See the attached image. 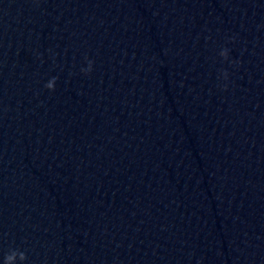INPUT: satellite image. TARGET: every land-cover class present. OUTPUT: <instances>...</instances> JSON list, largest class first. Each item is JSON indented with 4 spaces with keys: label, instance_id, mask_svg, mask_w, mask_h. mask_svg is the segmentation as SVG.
<instances>
[{
    "label": "water",
    "instance_id": "water-1",
    "mask_svg": "<svg viewBox=\"0 0 264 264\" xmlns=\"http://www.w3.org/2000/svg\"><path fill=\"white\" fill-rule=\"evenodd\" d=\"M14 254L264 264V0H0Z\"/></svg>",
    "mask_w": 264,
    "mask_h": 264
},
{
    "label": "clouds",
    "instance_id": "clouds-1",
    "mask_svg": "<svg viewBox=\"0 0 264 264\" xmlns=\"http://www.w3.org/2000/svg\"><path fill=\"white\" fill-rule=\"evenodd\" d=\"M54 82L55 78H53L52 82H49L46 87L49 89H54ZM17 254L19 255L22 261H25L27 259L26 255L23 252H18ZM13 259H15V254L12 256H7L5 259V264H10V261H12Z\"/></svg>",
    "mask_w": 264,
    "mask_h": 264
}]
</instances>
